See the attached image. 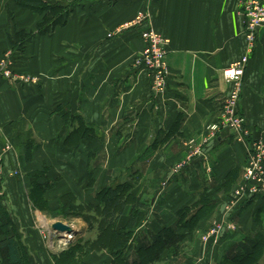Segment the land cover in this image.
I'll use <instances>...</instances> for the list:
<instances>
[{
	"label": "crops",
	"instance_id": "obj_1",
	"mask_svg": "<svg viewBox=\"0 0 264 264\" xmlns=\"http://www.w3.org/2000/svg\"><path fill=\"white\" fill-rule=\"evenodd\" d=\"M57 1L66 4L71 0ZM240 3L75 1L65 25L49 35L33 36L17 55L16 69L39 76V82L11 84L0 77V150L6 151L1 198L11 185L17 186L15 197L23 177L30 184L32 173L42 170L43 180L53 184L46 194L53 207L64 193L74 194L77 202L90 203L102 187L130 182L133 194L144 203L131 240L133 251L150 243L160 226L171 225L175 212L195 202L203 190L218 202L209 219L218 215L246 163L247 143L264 140V27L257 29L238 103L249 136L237 143L232 131L211 137L206 130L217 120L231 89L222 70L246 49ZM146 5L149 23L168 39L167 86L156 97L147 73L131 65L144 46L143 27L107 36ZM38 20L36 14L10 0H0V57L10 48L9 35L14 29L34 30ZM59 110L80 115L94 135L70 136L79 124L65 121ZM191 139L193 145H201L200 154L191 155ZM234 169L235 181L225 189L226 177ZM14 170L18 183L12 176ZM233 219L236 228L225 232L218 243L211 241L205 251L198 247L194 234L188 242L194 241L195 247L185 245L176 260L155 264H216L224 255L250 249L259 234L264 238L261 198L241 205ZM102 254L108 264L111 257ZM258 264H264V250Z\"/></svg>",
	"mask_w": 264,
	"mask_h": 264
},
{
	"label": "trees",
	"instance_id": "obj_2",
	"mask_svg": "<svg viewBox=\"0 0 264 264\" xmlns=\"http://www.w3.org/2000/svg\"><path fill=\"white\" fill-rule=\"evenodd\" d=\"M10 1L16 7L28 10L39 17L34 30L14 29L13 34L9 35L10 47L15 54L18 51L22 52L25 43L33 36L49 35L56 28L65 25L73 12L71 4H61L57 0ZM60 113L65 121L70 119L79 124L70 131V136L79 134L92 137L94 135V129L87 126L80 115L65 110H61ZM235 175L236 169L227 175L225 189H229V185L235 181ZM30 177L29 199L34 207L44 211V208L51 206L46 194L53 184L43 180L44 170L35 171ZM258 198L264 200L262 195L249 196L241 201V205H247ZM57 203L54 211H63L80 217L86 224L87 231H94L95 236L71 243L59 257L55 258L56 264H63L64 259L71 263L82 260L81 254L85 256L92 251L108 253L111 257L108 264H155L162 259L168 262L176 260L183 253L185 243L193 238L196 231L202 227L203 221L209 218L218 206L217 200L211 198L207 190H203L195 202L175 212V220L171 225L160 226L150 243L140 244L133 251L131 240L136 228L138 213L143 209L144 203L135 197L130 182L125 181L102 187L95 193L94 201L90 203L77 202L72 193L62 194ZM125 212H128L127 216L120 224ZM1 213L0 207V215ZM7 227L8 222H2L0 219V264H33L22 240L18 235L9 233ZM225 234L223 232L221 238H224ZM257 237L258 240L254 241L247 251L232 256L224 255L216 264H258L264 250V238L261 234Z\"/></svg>",
	"mask_w": 264,
	"mask_h": 264
},
{
	"label": "built area",
	"instance_id": "obj_3",
	"mask_svg": "<svg viewBox=\"0 0 264 264\" xmlns=\"http://www.w3.org/2000/svg\"><path fill=\"white\" fill-rule=\"evenodd\" d=\"M101 1V0H94ZM241 14L244 19V36L246 40V49L244 54L235 62L222 70V78L231 84V89L227 96L223 99L219 116L216 121L208 125V133L211 137H216L218 133L228 130L234 135V142H245L246 136H249L246 128V120L238 108L242 89V78L248 63V59L252 54L255 43L257 29L264 27V0H241ZM146 5L137 11L135 16L119 25L114 31L107 34L111 37L125 29L131 27H143L140 37L143 41L142 50L133 58L131 65L147 73L150 79V91L153 96L162 95L166 90L167 78L169 76V68L166 63L168 39L161 36L149 23L150 11ZM6 51L0 57V77L4 78L11 84H37L40 80L39 76L30 75L16 69V59L19 51ZM208 138L204 139V142ZM194 140H189L191 146V155L200 154L201 145H193ZM6 151L0 150V176L4 174L3 158ZM190 155V156H191ZM189 156V157H190ZM183 163H178L175 167L179 170ZM209 168V167H208ZM17 171H12V175ZM234 201H242L249 196H264V140L261 138L253 139L247 143V156L244 166L243 178L233 191ZM236 228L235 223H225L224 221L212 228L210 232L202 239L204 243L211 241L210 238H219L223 232L231 231ZM215 239V241H216Z\"/></svg>",
	"mask_w": 264,
	"mask_h": 264
},
{
	"label": "rangeland",
	"instance_id": "obj_4",
	"mask_svg": "<svg viewBox=\"0 0 264 264\" xmlns=\"http://www.w3.org/2000/svg\"><path fill=\"white\" fill-rule=\"evenodd\" d=\"M73 2H75V0H71L66 4H71L72 7ZM10 16L11 18H13L11 12ZM9 50L13 51L11 47L6 51ZM243 173L244 167L241 171L238 182H236L237 184L227 197V203L220 208L222 209V211L220 210L218 215L216 214V216H213L214 218H207L205 221H203L202 227L198 231H196L195 237L200 242V244H198V247H200V249H203L205 251L215 242L216 238H210L213 242L212 244H210L211 241L204 243L202 238L206 236L212 228L216 227L223 221L226 224L235 223V226H237L236 222L233 219V214L236 213L237 208L241 207L242 202H233V205L231 206L230 201L234 199L233 191L243 178ZM17 175L18 172L17 174H13L12 176L16 178ZM3 176L4 174L0 176V180L3 179ZM15 182L18 183L17 178L15 179ZM21 182L22 185L20 184L19 190L15 192V197L13 194V190L17 188V186L14 187V185H11L10 190H8L7 193H4L3 199L0 196V207L2 209L0 219H2V222H8L7 228L9 230V233L18 235V237L22 240L24 244L23 246L33 264H56L55 258L59 257L61 252L67 249L71 243H74L77 240L93 238L95 236L94 231H87L86 224L80 217L72 216V214H68L63 211L56 212L53 210L55 208L53 207V205L44 208V211H40L39 209L34 207L31 200L29 199V180L26 178L25 181L23 177V180ZM1 195H3V193ZM14 198L16 200H14ZM13 203L16 204L17 207L14 206V208H12L11 205ZM210 217H212V215ZM56 221H60L63 224L68 225L72 230H74L75 234L71 235L53 230L51 228V224ZM64 235H66L67 237H65ZM221 236L216 239L217 243L220 241ZM193 242L194 241L190 243L186 242L185 245H187L188 248L192 249L193 247H195ZM80 256L82 257V260L79 259L71 263L64 259L63 264H106V256H104L102 252L100 253L92 251L90 253H87L85 256H82V254ZM182 259L183 258H181V260ZM81 261L83 262L81 263ZM179 262L180 264L183 263L181 261Z\"/></svg>",
	"mask_w": 264,
	"mask_h": 264
},
{
	"label": "water",
	"instance_id": "obj_5",
	"mask_svg": "<svg viewBox=\"0 0 264 264\" xmlns=\"http://www.w3.org/2000/svg\"><path fill=\"white\" fill-rule=\"evenodd\" d=\"M51 228L60 233H66L71 235L75 234L74 230H72L68 225L63 224L60 221L52 223Z\"/></svg>",
	"mask_w": 264,
	"mask_h": 264
},
{
	"label": "bare ground",
	"instance_id": "obj_6",
	"mask_svg": "<svg viewBox=\"0 0 264 264\" xmlns=\"http://www.w3.org/2000/svg\"><path fill=\"white\" fill-rule=\"evenodd\" d=\"M65 237H67L66 235H64Z\"/></svg>",
	"mask_w": 264,
	"mask_h": 264
}]
</instances>
